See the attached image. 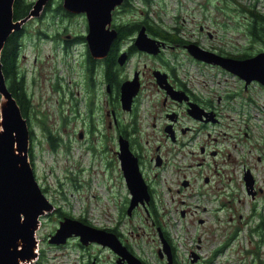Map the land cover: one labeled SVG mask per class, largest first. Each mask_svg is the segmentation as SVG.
I'll return each instance as SVG.
<instances>
[{
	"label": "flooded vegetation",
	"instance_id": "af4514ba",
	"mask_svg": "<svg viewBox=\"0 0 264 264\" xmlns=\"http://www.w3.org/2000/svg\"><path fill=\"white\" fill-rule=\"evenodd\" d=\"M128 1L123 0L112 11L109 28L115 31V37L110 43L106 56L95 59V68L87 69L85 79L81 83L83 97L88 105V113L86 111L88 130L94 137V141L101 143L99 150L92 144L87 145V150H98L96 154L105 156V169L110 172V179L116 173L118 186L123 190L121 201L115 204L116 216L112 219L114 225L104 229L115 233L121 245L133 254L127 235L129 237L138 236L140 233H134L130 228L128 232H123L119 230V227L137 219L141 211L143 213L141 218H144L145 222L149 221L151 228L156 230L157 237L160 239L161 234L168 243L171 251V264H184L180 261L166 230L171 217L176 216L178 220L179 216V219H185L190 226L193 225L194 220L201 225L206 220L198 216V213L207 210L206 201H216L220 207L224 206L227 199L236 198V202L245 204L241 197L248 198L250 206L248 217L259 216V212L264 217V129L253 126V119L260 113H264V102H260L255 87L264 90V86L256 81H250L247 84L240 77L218 65L193 60L187 54L184 45L195 43L206 51L234 59H245L264 51V44L253 39V35L247 29L251 17L248 12L242 11L240 4L255 3L262 14H264V5L260 0H245V2L220 0L223 8L215 6L216 9H227L233 13H240V20H244L245 23H239L243 29H238V31H241L240 33L246 36L247 40L226 43V41L217 40L213 30L200 25L197 30L198 34L203 35L204 33L207 40L212 41L205 43L202 42L203 37H199L197 32L191 33L192 40L185 38L186 40L180 42H171L170 39L150 34L143 21L146 17L144 12L141 14L140 21L135 22V24L141 23L138 28L127 38L119 37L120 25L129 24V22L121 20L117 12L119 9L126 10ZM75 15L79 14L65 10L63 17L71 18ZM80 16H84L85 19L84 33L80 35L81 39L78 40V36L72 39L81 42L87 54L89 50L86 41L88 26L85 15L80 14ZM212 24L218 25V22L213 20ZM226 26L224 21L220 22V27L225 28ZM142 27L145 28L148 37L157 41L159 45L157 54H149L136 47V37ZM65 40L66 44H73L70 37ZM117 41L119 46L113 61V73L110 72L109 75L105 63L111 57ZM244 51L250 54L244 56L242 54ZM180 53L187 54L190 61H194L201 67L216 68L211 71L215 77H210L209 81H206L208 76L204 77L201 81V89L196 88L194 84L197 81L191 82L188 74L183 70L184 64H180L175 59ZM122 54L126 59L120 64L118 58ZM141 56L152 57L155 60L148 64L143 63L141 67L130 64L132 58L136 57L139 60ZM220 74L233 76V83L230 85L222 82L216 77ZM158 76L163 77L161 83L158 82ZM213 78H215L214 83L211 82ZM133 79L137 83V92L132 99L130 110H124L120 102L121 85ZM211 83L219 88L210 87ZM205 89H209L208 93H201ZM169 91H174L172 94L175 96L171 97ZM101 99L104 104V115H98L100 107L98 101ZM147 101V107L143 108L145 114H140L143 103ZM120 110L124 111L127 117L122 116ZM104 117H106L105 120L107 119L105 124ZM84 121L83 118L82 122ZM103 124L107 127L106 135H102ZM148 129L153 132L150 133ZM154 131H157L158 135L154 134ZM97 135L100 138H96ZM30 136L33 139V130H30ZM83 136L84 132L80 130L78 138L81 139ZM114 138L117 141L115 152ZM120 139L127 143L147 193L146 198L138 200L131 208L132 192L118 158ZM109 150L113 156H109ZM114 154L117 155L118 163L115 162ZM115 164H118L116 169ZM258 164L262 165V170L258 168ZM260 199L263 200L262 206L259 205ZM241 209L237 207L232 210L228 220L231 224L234 222V227L230 235L225 234L220 244L226 245L231 242L236 238L239 226L247 224L246 218L248 217L245 218L241 214ZM64 216L66 215H61L62 219ZM83 219L84 223L91 224L85 218ZM58 225L59 223L56 228ZM53 233L48 235L47 243ZM71 239L74 238H68L65 244ZM76 239L75 245L83 251L92 246L96 247V252L91 254L85 262L80 260V264L92 262L94 264H128L126 259H120L118 254L108 247L97 243L84 246L77 237ZM259 239L264 240V237L260 236ZM102 251L109 253L107 261L102 259L101 254H98ZM189 253L194 258L193 264H199L200 255L194 250H190ZM157 258L167 264L166 255L163 257L161 250H157ZM138 259L142 264H146L142 257ZM41 263L42 261L38 262V264Z\"/></svg>",
	"mask_w": 264,
	"mask_h": 264
},
{
	"label": "rangeland",
	"instance_id": "374dc122",
	"mask_svg": "<svg viewBox=\"0 0 264 264\" xmlns=\"http://www.w3.org/2000/svg\"><path fill=\"white\" fill-rule=\"evenodd\" d=\"M49 1L47 10L44 6L37 16L28 18L23 25L26 34L23 37L19 59V68L26 73L25 86L31 99V116L27 123L29 132L33 130V139L29 133L28 161L36 182L52 204V208L45 211L38 219V226L34 232L36 245L38 244L36 255L24 264H38L40 261L41 264H80L96 252L95 246L83 251L75 245L76 237L67 244L52 246L51 243H47L48 235L53 233L62 219L60 214L66 213L75 219L84 217L93 226L100 228L112 226L114 225L112 219L116 216L115 204L121 201L123 190L118 186L116 173L110 179V172L105 169V156L96 154L101 148V143L94 141L86 122V102L81 83L87 72L83 64L87 54L84 45L72 39L84 33V16L79 14L70 18L55 14L54 9L60 0ZM260 1H263L264 5V0ZM131 2L128 7L130 11L119 9L117 12V16L129 24L140 21L142 12L148 11V16L156 25L163 28L178 26L180 35L186 39L192 40L191 33H196L198 27L202 25L213 30L217 40L226 43L247 40L246 36L238 31L243 29L240 24L245 23L244 20H240V13L216 9L215 6L223 8L220 0H149L147 5L143 0H131ZM231 6L235 7V5ZM256 9L259 10V7L256 6ZM213 20H216L218 25L212 24ZM222 21L227 24L225 28L220 27ZM67 35L73 44L64 42L69 38ZM197 35L203 37L202 42H212L207 40L204 33L199 35L197 32ZM175 59L180 64H184L183 70L188 74L190 81H197L194 84L196 88L201 89V81L204 77L208 76L206 81H209L210 77H215L211 71L216 68L201 67L190 61L185 53L178 54ZM153 60L155 59L152 57L141 56L139 60L134 57L130 64L141 67L143 63L148 64ZM216 77L230 85L234 81L233 76L229 75L220 74ZM211 82L214 83L215 78ZM210 87L219 88L212 83ZM255 88L260 102L263 103L264 90ZM208 91L209 89H205L201 93ZM1 103L0 101V120ZM98 104L100 106L98 115H104L103 99L99 100ZM147 104L148 101L143 103L140 114H145L143 108H146ZM120 111L122 116L127 117L124 111ZM83 118L84 122H82ZM105 118L104 124L107 122ZM109 119L111 120L110 117ZM43 122L46 128L41 126ZM104 124L102 135L107 134V127H104ZM253 126L264 129V113L253 119ZM80 130L84 132L81 139L78 138ZM148 130L150 132L151 129ZM46 131L59 137L60 143L56 151L50 148ZM154 134L158 135V132L154 131ZM96 138L100 137L97 135ZM88 144H92L98 150H87ZM115 150H117L116 138H114V152ZM109 156H113L110 150ZM114 158L118 163L116 154ZM117 165L115 164V169ZM257 166L260 170L263 169L262 165ZM241 198L245 204H239L236 198L227 199L224 206L220 207L216 201H206L207 210L198 213V216L206 220L201 225L194 220L193 225L190 226L185 219H179V216L178 220L176 216L171 217L166 230L182 263H194V258L189 253L190 250H194L200 255L199 264H264V240L258 244L259 234L250 231L258 223V216L248 217L250 209L248 198ZM262 201L260 199V206ZM237 207L242 208L240 212L245 218L248 217L246 218L248 222L239 226L235 239L227 245L220 244L225 234L226 236L231 234L234 222L231 224L228 218L232 210ZM58 208L60 213L56 212ZM141 216L143 213L140 211L137 219L122 224L119 230L128 232L130 228L134 233H140L138 236L127 235V237L133 254L142 257L146 264H164L157 258V250H161L163 257L165 256L157 232L151 228L149 221L145 222ZM124 220L127 221L126 218ZM218 250L220 252L215 254ZM98 254H101L103 260H108V252L102 251Z\"/></svg>",
	"mask_w": 264,
	"mask_h": 264
},
{
	"label": "water",
	"instance_id": "95a60500",
	"mask_svg": "<svg viewBox=\"0 0 264 264\" xmlns=\"http://www.w3.org/2000/svg\"><path fill=\"white\" fill-rule=\"evenodd\" d=\"M48 0H36L29 15L21 20H13L14 0H0V52L7 37L19 30L28 18L37 16ZM62 7L71 13L84 14L88 32L86 41L90 55L95 58L106 56L115 31L110 29L112 11L123 0H62ZM136 47L149 54H157L159 45L147 36L145 28H140L135 41ZM186 52L196 60L218 65L243 79L247 84L256 81L264 86V51L245 59L223 57L204 50L195 43L184 45ZM122 54L118 62L125 60ZM158 82L163 77L158 76ZM137 92L135 79L121 85L120 102L124 110H130L133 97ZM171 97L174 91H169ZM0 264H21L36 255L34 238L39 217L52 208V204L42 192L28 161L29 128L26 118L8 91L1 70L0 61ZM118 158L128 186L132 192L131 206L147 197L146 187L137 170L134 158L127 143L120 139ZM77 237L86 246L97 243L114 251L128 264H142L118 240L115 233L96 228L82 221L64 217L55 232L48 238L51 244H65L68 238ZM162 251L167 264H171V251L168 243L160 234ZM195 257V256H194ZM90 264H94L93 262Z\"/></svg>",
	"mask_w": 264,
	"mask_h": 264
},
{
	"label": "trees",
	"instance_id": "16d2710c",
	"mask_svg": "<svg viewBox=\"0 0 264 264\" xmlns=\"http://www.w3.org/2000/svg\"><path fill=\"white\" fill-rule=\"evenodd\" d=\"M36 1V0H35ZM34 1V2H35ZM145 4L149 2V0H143ZM34 2H28L27 0H14L13 2V7H12V12H13V20H21L26 18L33 5ZM127 2V0H126ZM62 3L63 1L60 0L56 8L54 9L55 14H61L62 16L65 13V10L62 8ZM132 4L131 0L128 1L126 10H128V7ZM50 5V1L48 0L47 3L45 4V9L47 10ZM242 11H246L250 15V22L248 24L247 29L250 30L251 35H253V39L262 42L264 44V14H262L258 9H256V4L255 3H250V4H240ZM146 17L144 18V24L147 28V31L158 37H162L164 39H170L171 42H180L184 40L180 33H179V27L178 26H172L170 28H163L156 23L152 21V18L149 15L148 11L144 12ZM140 22L135 24V23H130V24H121L118 32H119V37L127 38L131 35L133 31L138 28ZM26 32L24 31V27L22 26L21 29L13 31L10 33V35L7 37L6 41L4 42L1 52H0V61H1V70L4 76L5 84L8 89V91L11 93L12 97L16 101L21 114L26 120L31 116V99L29 94L26 91V73L22 71L19 68V59L21 57V51H22V46H23V37L25 36ZM81 36H78V40L81 39ZM186 40V39H185ZM119 46V42L117 41L116 44L113 47L112 50V55L110 58H108V62H106L105 66L108 69L109 75L110 72L113 73V61L115 59L116 51ZM242 54L244 56L250 54L248 51H244ZM95 58H93L89 50L87 52V57L86 60L83 63L86 67V69H94L95 68ZM93 72V71H92ZM111 79V78H110ZM114 80V78H112ZM0 101H1V95H0ZM87 101V100H86ZM85 101V102H86ZM87 105V102H86ZM87 113H88V105L86 107ZM44 122L41 124L43 128H46L44 125ZM30 133V132H29ZM46 135L48 140L50 141V148L53 151L57 150V147L59 145V137L52 135L51 132L46 131ZM60 208L56 210V212L60 213ZM60 215H67L66 213H61ZM258 223L254 226L253 229H251V233H254L255 231L259 234V237H264V217L261 212L258 214ZM64 216V217H68ZM63 217V218H64ZM84 218V217H83ZM82 218L83 223L85 220ZM62 220V219H61ZM81 220V218H80ZM258 237V239H259ZM263 240L259 239L258 244H261ZM220 252L219 250L215 252L218 253ZM209 262V260H208Z\"/></svg>",
	"mask_w": 264,
	"mask_h": 264
},
{
	"label": "bare ground",
	"instance_id": "6f19581e",
	"mask_svg": "<svg viewBox=\"0 0 264 264\" xmlns=\"http://www.w3.org/2000/svg\"><path fill=\"white\" fill-rule=\"evenodd\" d=\"M35 252H37V247H38V244L35 246ZM25 263V262H24ZM23 262H21V264H24Z\"/></svg>",
	"mask_w": 264,
	"mask_h": 264
}]
</instances>
